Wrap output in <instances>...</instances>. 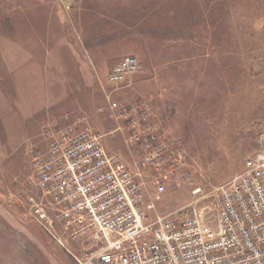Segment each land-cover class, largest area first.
Here are the masks:
<instances>
[{
  "label": "rangeland",
  "instance_id": "1",
  "mask_svg": "<svg viewBox=\"0 0 264 264\" xmlns=\"http://www.w3.org/2000/svg\"><path fill=\"white\" fill-rule=\"evenodd\" d=\"M125 55L138 71L110 84ZM86 128L141 173L156 213L213 214L216 188L264 144V0H0V264L84 255L29 216L27 196L33 154ZM146 142L181 152L160 192Z\"/></svg>",
  "mask_w": 264,
  "mask_h": 264
},
{
  "label": "built area",
  "instance_id": "2",
  "mask_svg": "<svg viewBox=\"0 0 264 264\" xmlns=\"http://www.w3.org/2000/svg\"><path fill=\"white\" fill-rule=\"evenodd\" d=\"M139 67L135 56L125 55L107 81L121 84ZM144 145L142 163L156 172L154 182L165 176L162 169L180 165L178 148ZM32 165L28 214L54 238L81 239L78 264H264V144L216 188L219 201L210 215L192 204L156 213L141 173L89 128L35 152Z\"/></svg>",
  "mask_w": 264,
  "mask_h": 264
}]
</instances>
